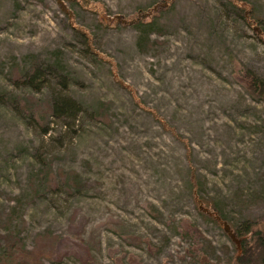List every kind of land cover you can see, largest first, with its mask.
<instances>
[{"label": "rangeland", "instance_id": "374dc122", "mask_svg": "<svg viewBox=\"0 0 264 264\" xmlns=\"http://www.w3.org/2000/svg\"><path fill=\"white\" fill-rule=\"evenodd\" d=\"M261 20L264 0H0V234L50 233L42 264H226L197 208L264 222ZM33 60L47 82L15 84ZM58 98L76 112L18 102Z\"/></svg>", "mask_w": 264, "mask_h": 264}, {"label": "trees", "instance_id": "16d2710c", "mask_svg": "<svg viewBox=\"0 0 264 264\" xmlns=\"http://www.w3.org/2000/svg\"><path fill=\"white\" fill-rule=\"evenodd\" d=\"M81 5L85 7L87 3L84 1L81 2ZM247 11L251 18H255L260 21V18L254 16L252 8ZM155 15L156 13L153 12L152 16ZM115 21L118 23V19H115ZM144 21L145 15L142 13L135 14L127 20V22H133L136 25H143ZM261 21L264 22V20ZM151 24L152 23H147L145 26L150 27ZM145 33L146 32H144V34ZM146 38L147 34H145V37L143 36V38L138 42V45H140L141 48L145 41L144 46L147 44ZM261 41L264 43L263 39H261ZM33 62L34 64L27 74H23L16 65L12 67L10 73L15 84L39 89L47 82L46 70L52 68L53 65L42 68L37 66L35 60H33ZM252 86L259 98L264 101V81L255 76L252 81ZM18 102L25 111L38 113L39 116H35L38 122H41V118L49 116L70 117L73 115L72 112H76L75 110L77 109L74 107L73 102L68 98H58L53 102H45V104L42 105V109H39L36 106L32 109V107L29 106L30 103L28 104L22 99H18ZM165 128L169 127L166 125ZM51 175L52 173L50 172V176ZM202 202L205 206L215 211V213H217V215H219L223 220L227 221L231 228L235 231L236 235L241 238L240 252L235 249L234 255L230 257L228 251H225L227 256L226 264H264V222L256 223L248 220L244 229L241 230L237 227V225L227 219L214 201L202 199ZM197 211L204 218L211 220L215 224L217 223L212 216L204 213L201 209L197 208ZM54 240V237L50 235V233L39 234L35 238L33 248L27 249L15 231L8 229L4 233L0 234V241L2 243L0 246V264H42L41 258H49L52 255V243Z\"/></svg>", "mask_w": 264, "mask_h": 264}, {"label": "water", "instance_id": "95a60500", "mask_svg": "<svg viewBox=\"0 0 264 264\" xmlns=\"http://www.w3.org/2000/svg\"><path fill=\"white\" fill-rule=\"evenodd\" d=\"M156 9H157V7H154L153 10H156ZM203 210L205 212L207 211L206 208H203ZM207 213L209 215H212V213H209V212H207ZM213 217L222 226V229H223L224 233L236 245L238 252H240V239L237 237L235 231L231 228L230 224L227 221L223 220L219 215H213Z\"/></svg>", "mask_w": 264, "mask_h": 264}]
</instances>
